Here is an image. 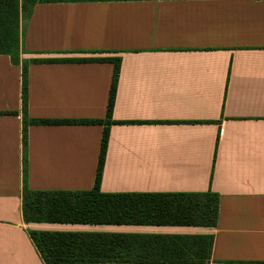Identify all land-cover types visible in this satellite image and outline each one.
<instances>
[{"label": "crops", "instance_id": "1", "mask_svg": "<svg viewBox=\"0 0 264 264\" xmlns=\"http://www.w3.org/2000/svg\"><path fill=\"white\" fill-rule=\"evenodd\" d=\"M24 61L120 60L100 191L218 196L212 229L28 223L31 191L93 187L103 127L28 126L21 66L0 55V264H44L28 230L211 234L206 264H264V0H41ZM113 64L29 63L31 119L105 118ZM92 226V227H91ZM101 264H131L108 262Z\"/></svg>", "mask_w": 264, "mask_h": 264}, {"label": "trees", "instance_id": "2", "mask_svg": "<svg viewBox=\"0 0 264 264\" xmlns=\"http://www.w3.org/2000/svg\"><path fill=\"white\" fill-rule=\"evenodd\" d=\"M41 0H0V55L21 66L22 175H26L28 126L99 125L103 127L93 187L88 191L22 192V215L28 223L176 226L212 229L218 215V196L204 193H119L100 191L116 94L120 60L73 58L20 59V22ZM103 62L113 64L105 118L100 120L31 119L26 114L29 63ZM1 114L16 115V112ZM44 264H206L213 244L211 234L73 233L28 230Z\"/></svg>", "mask_w": 264, "mask_h": 264}, {"label": "rangeland", "instance_id": "3", "mask_svg": "<svg viewBox=\"0 0 264 264\" xmlns=\"http://www.w3.org/2000/svg\"><path fill=\"white\" fill-rule=\"evenodd\" d=\"M25 19L24 18H22L21 19V22H20V37H21V26H22V22L24 21ZM88 226H90V225H88ZM92 227V226H91Z\"/></svg>", "mask_w": 264, "mask_h": 264}]
</instances>
